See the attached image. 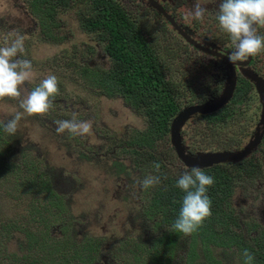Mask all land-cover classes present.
Segmentation results:
<instances>
[{
	"label": "rangeland",
	"instance_id": "374dc122",
	"mask_svg": "<svg viewBox=\"0 0 264 264\" xmlns=\"http://www.w3.org/2000/svg\"><path fill=\"white\" fill-rule=\"evenodd\" d=\"M110 1L137 19L166 80L178 84L179 106L168 133L153 147L138 148L133 139L145 128L141 106L107 97L95 86L91 70L117 69L100 35L86 26L90 0H0V46L13 29L25 35L20 58L32 62L33 75L24 89L31 91L50 74L59 81L47 114L25 115L15 136L0 127V264L55 260L67 247L89 252L71 264H133V255H141L139 264L148 262L149 245L166 225L145 209L155 187L142 189L136 178L200 168L205 163L197 164L198 157H258L264 147V51L252 57L257 68L233 66L187 43L145 0ZM160 1L198 45L227 56L234 50L213 15L202 22L185 18L194 0ZM202 2L216 11L221 0ZM238 85L244 89L239 95ZM18 110L16 100L0 99V122ZM73 118L91 121L90 133L57 135L55 122ZM258 176L230 196L240 227L249 221L264 226V171ZM210 250L220 264H244L234 248ZM188 251L189 235L183 234L161 262L185 264Z\"/></svg>",
	"mask_w": 264,
	"mask_h": 264
},
{
	"label": "trees",
	"instance_id": "16d2710c",
	"mask_svg": "<svg viewBox=\"0 0 264 264\" xmlns=\"http://www.w3.org/2000/svg\"><path fill=\"white\" fill-rule=\"evenodd\" d=\"M90 1L92 11H89L86 26L100 35L103 50L117 69L116 71H102L97 68L91 70L94 84L107 97L120 98L130 106L134 104H137V107L141 106L145 128L135 132L133 144L138 148L153 147L155 140L168 133V123L179 106L176 98L178 84L166 80L161 58L143 38L136 18L132 17L131 20L124 9L114 1ZM255 61L256 59L250 64L252 68H257L253 65ZM242 91L244 89L240 85L235 89L238 95ZM237 160L238 162L233 164L223 161L200 168L215 180L207 191L212 203V215L204 221L202 227L189 235V251L185 264H220L210 255L212 252L210 246L234 248L239 254L247 249L255 258L253 264H264V226L249 221L244 222L240 227L238 217L233 216L234 210L229 202L232 192L236 193L237 188L243 183L248 184L255 178L260 180L259 172L264 171V147L260 149L258 157ZM1 165L3 166V162L0 161ZM118 167L119 170H123L121 165ZM183 172L176 176L159 173L161 183L155 186L145 203V209L148 214L158 217V223L165 224L166 228L149 245L146 253L148 262L140 264H163L161 261L169 256L165 254L171 253L183 236L182 233L172 229L185 195L175 187L176 180ZM42 185L48 187L45 182ZM61 206L62 203L58 202V208L61 209ZM64 249L61 254L68 256L57 255L55 260L46 261L31 259L21 264H71L77 256L81 255L83 258L89 255V252L86 254L84 251L85 255H83V251L78 253L74 249L69 250V247ZM133 256L135 257L133 264H139L141 255ZM199 259L203 262L198 261Z\"/></svg>",
	"mask_w": 264,
	"mask_h": 264
},
{
	"label": "clouds",
	"instance_id": "9594fccd",
	"mask_svg": "<svg viewBox=\"0 0 264 264\" xmlns=\"http://www.w3.org/2000/svg\"><path fill=\"white\" fill-rule=\"evenodd\" d=\"M202 0H194L188 9L186 19L203 21L206 14L213 15L219 29L226 33L234 45L228 56L230 63L247 60L250 56L264 51V0H221L216 11H208ZM10 39L0 46V99L10 98L18 102L15 115L6 122H0L9 136H15L20 121L27 116L45 115L53 106V99L58 94V77L50 74L43 78L31 91L24 89L25 82L33 75V65L29 59L20 58L26 53L25 35L18 29L9 33ZM57 135L65 132L84 137L90 133L91 121L58 120L55 122ZM159 173L160 165H154ZM161 183L158 174H146L143 179L136 178V184L142 189H149ZM215 183L214 177L203 169L192 167L179 175L175 187L185 195L182 206L172 229L184 235H191L202 227L204 221L212 215V203L207 195L208 188ZM244 264H253L254 256L244 249Z\"/></svg>",
	"mask_w": 264,
	"mask_h": 264
},
{
	"label": "water",
	"instance_id": "95a60500",
	"mask_svg": "<svg viewBox=\"0 0 264 264\" xmlns=\"http://www.w3.org/2000/svg\"><path fill=\"white\" fill-rule=\"evenodd\" d=\"M148 4L150 6H152L159 14H161L164 19L172 26V28L179 34L180 37H182L187 43H189L190 45L194 46L197 50L203 51L205 53L211 54L212 56L221 59L222 61L229 63L233 66H237V67H247L250 64V61L252 59V56H250L247 60L245 61H238L236 63H230L229 60L227 59L228 56L218 52V51H214L212 49H207L204 46L198 45L196 42H194L190 36L174 21V19L161 7V5L155 1V0H147ZM233 156H220L219 158H202V157H198L196 160L197 164L198 163H205L200 165L199 167H206V166H210L214 163H219V162H223V161H227V160H234V159H239L242 158L243 156H240L239 154L234 155ZM230 157V158H229ZM227 159V160H225Z\"/></svg>",
	"mask_w": 264,
	"mask_h": 264
},
{
	"label": "flooded vegetation",
	"instance_id": "af4514ba",
	"mask_svg": "<svg viewBox=\"0 0 264 264\" xmlns=\"http://www.w3.org/2000/svg\"><path fill=\"white\" fill-rule=\"evenodd\" d=\"M146 2H147V0H145ZM155 1H157L160 5H161V7L168 13V11L166 10V8L164 7V5L161 3V1L159 2V0H155ZM148 3V2H147ZM169 15H170V13H168ZM171 16V15H170ZM163 17V16H162ZM172 17V16H171ZM164 18V17H163ZM173 18V17H172ZM205 48H207V47H205ZM207 49H209V48H207ZM198 51H200V50H198ZM200 52H203V51H200ZM219 52V51H218ZM203 53H205V52H203ZM205 54H207V55H209V56H211V57H214V56H212L211 54H208V53H205ZM253 57V56H252ZM214 58H216V57H214ZM218 59V58H217ZM221 60V59H220ZM252 60V59H251ZM251 62V61H250ZM248 66H250V65H248ZM231 90H232V88H231ZM116 168H117V170H119V167H118V165L116 166ZM264 213V212H263Z\"/></svg>",
	"mask_w": 264,
	"mask_h": 264
}]
</instances>
